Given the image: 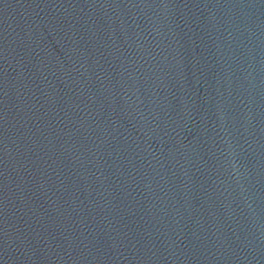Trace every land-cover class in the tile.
I'll return each instance as SVG.
<instances>
[{
  "label": "water",
  "instance_id": "95a60500",
  "mask_svg": "<svg viewBox=\"0 0 264 264\" xmlns=\"http://www.w3.org/2000/svg\"><path fill=\"white\" fill-rule=\"evenodd\" d=\"M0 264H264V0H0Z\"/></svg>",
  "mask_w": 264,
  "mask_h": 264
}]
</instances>
